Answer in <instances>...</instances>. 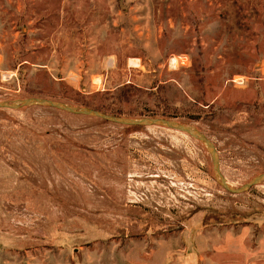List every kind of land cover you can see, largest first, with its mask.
Here are the masks:
<instances>
[{
  "label": "rangeland",
  "instance_id": "obj_1",
  "mask_svg": "<svg viewBox=\"0 0 264 264\" xmlns=\"http://www.w3.org/2000/svg\"><path fill=\"white\" fill-rule=\"evenodd\" d=\"M30 97L190 125L241 187L264 173V0H0V102ZM231 227L264 261V180L227 190L188 132L0 107V264H185Z\"/></svg>",
  "mask_w": 264,
  "mask_h": 264
},
{
  "label": "crops",
  "instance_id": "obj_2",
  "mask_svg": "<svg viewBox=\"0 0 264 264\" xmlns=\"http://www.w3.org/2000/svg\"><path fill=\"white\" fill-rule=\"evenodd\" d=\"M134 61L133 63H135ZM175 63V62H174ZM138 64V61L137 63ZM214 231L211 229H203L196 233L195 235V245H194V252H190V248L185 246V256H184V263L188 264L187 260L194 258V253L197 256V264H201L205 261L206 263L202 264H224L222 262H214L215 258L213 257L214 254L220 253L223 250H227L230 259H234L229 264H264V261L261 260L259 262L252 261V235L251 231L246 229H236L235 227H231L225 231ZM215 233L218 234L214 238ZM211 234V236H210ZM199 254V257H198ZM211 255V256H210ZM170 253L165 254L164 261L170 260L168 259ZM166 261L163 263L165 264ZM211 261V262H209ZM148 264H155V263H148Z\"/></svg>",
  "mask_w": 264,
  "mask_h": 264
},
{
  "label": "water",
  "instance_id": "obj_3",
  "mask_svg": "<svg viewBox=\"0 0 264 264\" xmlns=\"http://www.w3.org/2000/svg\"><path fill=\"white\" fill-rule=\"evenodd\" d=\"M31 104H43V105L63 109V110L74 112V113H84V114L95 115V116H99V117H102V118L107 119V120H111V121H115V122L123 123V124H127V125L161 124V125H167L169 127L175 128V129H180V130L188 132L189 134L193 135L194 137L198 138L199 140L203 141L206 144V146L210 150L212 158H213V162L215 165V173H216L217 177L219 178V180L221 181L222 185L227 190H229L231 192H235V193L243 192V191H246L249 188H251L253 185L257 184L261 180H264V173H263V174L256 176L251 181H249L247 184H245L241 187H238V188L230 187L227 184L223 175L221 174V171L219 168V161L217 158V152H216L214 144L210 141V139L204 133L199 131L198 129H196L190 125H185L183 123H180V122H177V121H174L171 119L162 118V117L161 118L160 117H154V118H141V119H127V118L109 115V114L103 113V112L96 110V109H91V108H87V107L71 106V105H68V104H65V103H62L59 101H54L51 99H46V98H41V97H30V98L23 99L19 102H17V101H14V102L1 101L0 107L20 108V107H23L25 105H31Z\"/></svg>",
  "mask_w": 264,
  "mask_h": 264
},
{
  "label": "bare ground",
  "instance_id": "obj_4",
  "mask_svg": "<svg viewBox=\"0 0 264 264\" xmlns=\"http://www.w3.org/2000/svg\"><path fill=\"white\" fill-rule=\"evenodd\" d=\"M175 62V60L173 59V63ZM135 63H137V61L135 62Z\"/></svg>",
  "mask_w": 264,
  "mask_h": 264
}]
</instances>
